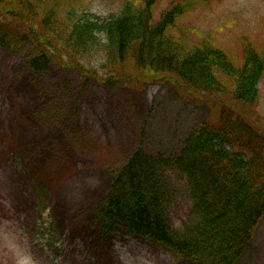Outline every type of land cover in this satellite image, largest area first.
I'll list each match as a JSON object with an SVG mask.
<instances>
[{"label": "rangeland", "instance_id": "1", "mask_svg": "<svg viewBox=\"0 0 264 264\" xmlns=\"http://www.w3.org/2000/svg\"><path fill=\"white\" fill-rule=\"evenodd\" d=\"M124 1L79 5L106 17ZM180 1L157 0L155 16ZM184 11L171 32L186 34L187 43L209 41L236 59L248 48L263 51L264 0H190ZM33 52L30 46L17 53L0 47V264H190L122 227L102 247L92 214L135 148L174 157L206 119V104L180 98L168 83L129 84L117 77L109 86L58 63L33 73L27 65ZM99 58L83 63L98 76L115 77ZM258 88L256 116L264 128V74ZM163 174L167 213L178 229L192 207L187 181L176 169ZM40 186L49 194L37 195ZM40 203L47 208L42 215ZM39 225L53 231V247L35 233ZM236 264H264V214Z\"/></svg>", "mask_w": 264, "mask_h": 264}, {"label": "trees", "instance_id": "2", "mask_svg": "<svg viewBox=\"0 0 264 264\" xmlns=\"http://www.w3.org/2000/svg\"><path fill=\"white\" fill-rule=\"evenodd\" d=\"M156 2L125 0L100 17L81 9L79 0H0V47L17 53L30 46L33 73L58 63L109 86L117 77L168 83L180 98L205 103L206 119L174 157L135 148L114 172L93 223L103 245L123 227L190 264H236L264 214V128L256 116L264 47L236 59L209 41L191 45L183 32H171L190 0L173 2L158 17ZM94 56L116 76H98L84 65ZM165 169L185 176L192 200L178 229L167 213Z\"/></svg>", "mask_w": 264, "mask_h": 264}, {"label": "bare ground", "instance_id": "3", "mask_svg": "<svg viewBox=\"0 0 264 264\" xmlns=\"http://www.w3.org/2000/svg\"><path fill=\"white\" fill-rule=\"evenodd\" d=\"M33 53H34V52H33ZM33 53H32V54H33ZM32 54H31V55H32Z\"/></svg>", "mask_w": 264, "mask_h": 264}]
</instances>
